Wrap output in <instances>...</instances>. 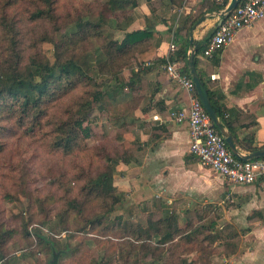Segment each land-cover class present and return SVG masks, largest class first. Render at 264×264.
<instances>
[{
	"label": "rangeland",
	"instance_id": "obj_1",
	"mask_svg": "<svg viewBox=\"0 0 264 264\" xmlns=\"http://www.w3.org/2000/svg\"><path fill=\"white\" fill-rule=\"evenodd\" d=\"M32 2L22 0L9 13L14 18L24 13L19 26L22 27L23 64H28L33 55L55 62V41L64 44L59 52L65 57H73L89 77L98 78L101 92L109 90L104 97L105 104L97 103L79 121L78 128H89V134L81 135L79 145L70 155L52 149L55 128L71 119L79 111V103L91 98L89 95L99 88L88 84L66 94L65 90H58L56 98L48 104V115L39 120L40 126L33 131L34 119L19 122L16 118L0 124L3 146L0 152V224L17 231L6 246L7 258L0 264H51L54 251L61 252L58 264H161V260L163 264L166 246L158 243L162 237H153L151 244L146 237L137 241L134 234L136 230L154 232L150 226L167 216L171 218V226L164 224L162 229L176 234L182 242L181 247L177 246L179 242L172 245L170 261L173 264L180 260H187L188 264V260L199 261L202 257L218 262L224 256L229 257L231 251H237L231 245L238 248L240 235L255 223L264 226V217H257L250 213L249 207H244V201L252 193H238L234 186L215 176L211 168L204 167L197 157L191 161L201 166L200 178L215 183L204 182L206 184L193 195L185 191L174 193L161 187L143 194L145 182L141 175L135 178L138 175L135 172L128 186L130 191H119L122 198L113 206L110 201L103 204L90 202L81 213L73 210L68 221H62L61 209L66 203L62 198L68 191L71 198L76 197L86 182L77 181V178L84 173L99 174L107 162L112 165L113 161L101 156L115 159L122 155L125 149L120 145L119 136L124 137L130 147L137 142L132 152L135 156L143 139L136 133L139 124L133 93L126 90L115 96L113 79H101L103 75L108 76L103 41L90 38L73 46L68 40L74 20L81 14L89 15L85 20L100 21L103 3L91 7L87 1L64 0L53 22H30L26 10ZM57 25L61 29L55 31ZM103 30L106 40L120 36L115 26L104 25ZM46 31L53 38L52 43L43 39ZM128 70L125 69L123 74L127 80ZM122 177L121 173L114 177L117 188L125 185L120 181ZM158 185L160 183L155 184ZM187 233L193 238L190 245L186 244ZM149 255L151 259H147Z\"/></svg>",
	"mask_w": 264,
	"mask_h": 264
},
{
	"label": "crops",
	"instance_id": "obj_2",
	"mask_svg": "<svg viewBox=\"0 0 264 264\" xmlns=\"http://www.w3.org/2000/svg\"><path fill=\"white\" fill-rule=\"evenodd\" d=\"M128 1V17L122 24L123 31H117L120 33L118 38L128 31L149 29L150 35L142 51L153 53L145 63L139 58L128 68V79L133 71L140 73L138 90L133 97H138L136 133L143 139V144L137 155L131 157L127 172L121 174L120 181L125 185H120L119 190L130 191L128 186L136 172L135 178L141 175L145 182L143 194L161 187L166 191H185L193 195L206 184L204 182L215 181L202 180L199 176L201 166L191 161L195 156L190 151L188 121L176 118L180 113L188 114L190 94L170 79L166 66L173 55L172 43L177 49L187 50L189 57L193 42L196 57L215 33L224 8L210 0ZM196 69L207 87L220 99L222 111L239 137L251 134L255 145L264 146V18L243 30L228 48L212 58L204 59L199 54ZM156 183L160 185L155 186ZM234 189L242 195L252 193L244 201V207H249L250 213L257 217H264V179L249 186H234ZM260 224L255 223L240 235L237 251H231L229 257L224 256L218 262L213 260V264H264V226ZM195 262L197 260H188V264Z\"/></svg>",
	"mask_w": 264,
	"mask_h": 264
},
{
	"label": "trees",
	"instance_id": "obj_3",
	"mask_svg": "<svg viewBox=\"0 0 264 264\" xmlns=\"http://www.w3.org/2000/svg\"><path fill=\"white\" fill-rule=\"evenodd\" d=\"M21 1L22 0H0V124L5 120H15L16 118L19 122L27 120L32 121V119H34L35 124H33L31 128V131H33L37 126H40L39 120L43 116L48 115V104L56 98L58 90H65L66 94L82 85L89 84L99 89L102 88V85L98 83V78L89 77L84 68L77 64L73 57H65L64 53L59 52L64 44H58L55 41L53 42V38H51L47 31L46 34H44L43 39L49 40L51 43L53 42L57 45L55 62L52 63L49 59L42 57L41 55H33L29 58L28 64H23L24 57L21 49L22 27L20 28L19 26H21L20 21L23 19L24 13L17 14L16 18L11 17L9 14L10 10L17 7ZM32 1V6L26 10L27 20L30 22H53V20H56V13L58 9L61 8L60 4L64 0ZM83 1L89 2L91 7L94 4L101 5L103 3L99 12L100 21L95 22L91 19L85 20V17H88L89 15L85 14V16H82L81 14L74 20L75 24L71 27L68 37L69 43L76 46L90 38L102 40V49L106 57L105 63L108 67V76L103 75L101 76V79H104L105 81L113 79L115 86H112V93L115 96L123 94L126 90L136 94L138 90L137 85L140 81V73L133 71L131 78L128 80L123 78V74L125 69L133 67L136 59L140 58L142 62L145 63L153 53L150 50L142 51V47L145 45L146 40L150 35L149 29L128 31L122 38L106 40L103 30L104 25H112L115 26L116 31H123L122 24L128 17L127 8L130 5L129 1ZM133 6L134 5H132V7ZM60 29L61 27L59 25L55 26V31ZM206 45L207 43L199 49V52L194 59L195 66L198 62L199 54H202ZM187 52L188 51L184 48L177 49L176 47L171 56V61L182 62L181 66L183 73L191 77L187 67ZM199 76L207 88L214 110L219 115L222 124L232 134L236 146L247 153H254L263 149L264 146L260 147L255 145V138L253 135L250 134L244 138L239 137L237 130L222 111L220 99L217 98L215 93L207 87L203 76ZM101 90L102 89L97 91L94 90L92 94L90 93L91 95L89 96H91V98L87 97V99H84L79 103V111L75 112L71 119L63 121L55 128L56 139L54 138L55 140L52 143V149L55 152L70 155L74 148L79 145L81 135L83 133H86V135L89 134V128H85L84 130L78 128L79 121L82 117H85L90 110H92L94 105L97 103H104V97L109 89L102 92ZM88 92H90V90ZM136 97L133 99L137 102L138 97ZM77 115H79V118H77ZM118 139L121 140L120 145L125 149L123 150L122 155L119 154L115 159L108 155L101 156L102 159L113 161V164L111 165L107 162L100 173L94 176L85 173L81 174L77 178V181H86L84 186L81 187V193L76 197L71 198L70 191H68L62 198L66 201L65 208L61 209L63 215L59 214V216L62 215L61 218L63 222L66 223L68 221L69 215L73 210L77 209L81 213L86 209V206L90 202L92 203L96 201L102 202L103 204L110 201L113 206L121 200V194L118 195L120 190L115 185L114 177L118 173L124 175L127 172L126 167L131 163L133 147L138 144L135 142L130 147L124 137L119 136ZM139 149H142L141 146H139L136 151ZM2 150L3 146L0 143V152ZM262 159L264 160V158ZM170 220L171 218L167 216L163 220L153 223L150 227L154 232L149 230H136L134 234V236H137V241L146 237L145 240L149 243L151 242V244L153 237H162L161 241L158 243L160 246H166L163 250V253L166 255V257L162 258L163 264H173L172 260L170 261L173 244L175 245V243L177 244V242H179L177 246H182V242H180L176 234H171L166 230L164 232L162 229L164 224L171 226ZM16 232V230L6 229L0 224V262L5 261L7 258L6 246ZM189 235V233L186 234V237L188 238L186 244L188 245L193 241V238H191L192 236ZM231 246L234 249L237 248L235 247V244H232ZM165 252H167V254ZM55 253L59 255L60 259L61 252L54 251L53 256ZM151 258V255H149L147 259ZM204 258L205 257H202V259L195 262V264H213V261ZM161 261L159 262L162 264ZM176 263L187 264V260H180V262Z\"/></svg>",
	"mask_w": 264,
	"mask_h": 264
},
{
	"label": "built area",
	"instance_id": "obj_4",
	"mask_svg": "<svg viewBox=\"0 0 264 264\" xmlns=\"http://www.w3.org/2000/svg\"><path fill=\"white\" fill-rule=\"evenodd\" d=\"M217 6L227 7L230 0H210ZM223 9V10H224ZM264 18V0H241L238 7L226 15L217 27L202 52L204 59L224 51L246 29ZM176 48L171 44L170 50ZM170 79L176 81L190 94L188 114L180 113L178 121L187 120L190 130V151L204 167H209L222 179L234 186H249L264 179V160L243 161L227 147L222 134L215 127L210 115L199 99L191 77L185 75L179 62H168L166 66ZM157 119V118H156Z\"/></svg>",
	"mask_w": 264,
	"mask_h": 264
},
{
	"label": "water",
	"instance_id": "obj_5",
	"mask_svg": "<svg viewBox=\"0 0 264 264\" xmlns=\"http://www.w3.org/2000/svg\"><path fill=\"white\" fill-rule=\"evenodd\" d=\"M240 2H241V0H230L229 1L227 7L220 14L221 20L218 24V27L221 25L222 20L225 18V16L230 14L231 12H233L238 7ZM196 50L197 49H196L194 43L192 42L190 54H189V57L187 59V67H188L190 76H191V78L195 84L199 99L202 102L207 113L210 115L215 127L222 134V136L224 137L229 149L232 151V153L238 159L243 160V161H249V160H258V159L264 158V148L254 152V153H248V154H243V153L239 152L232 134L229 132L228 129L225 128V126L221 122L219 115L214 110V108L211 104L210 98H209L207 88H206L205 84L203 83V81L201 80V78L197 72V69L195 66V60H194ZM58 261H59V255L55 253L53 256V260H52L51 264H58Z\"/></svg>",
	"mask_w": 264,
	"mask_h": 264
}]
</instances>
